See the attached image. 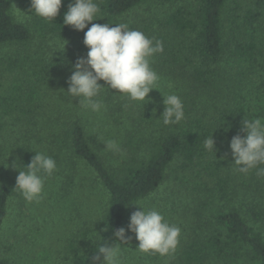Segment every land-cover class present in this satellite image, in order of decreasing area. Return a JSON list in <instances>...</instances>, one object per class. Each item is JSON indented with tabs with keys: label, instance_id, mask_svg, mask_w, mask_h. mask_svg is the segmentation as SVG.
<instances>
[{
	"label": "trees",
	"instance_id": "obj_1",
	"mask_svg": "<svg viewBox=\"0 0 264 264\" xmlns=\"http://www.w3.org/2000/svg\"><path fill=\"white\" fill-rule=\"evenodd\" d=\"M174 1L94 0L103 18L92 23H125L161 41L163 51L150 62L160 77V90L148 93L153 102L143 106L105 87L97 97L104 108L92 112L65 92L71 64L88 51L83 44L87 28L77 31L63 24L70 0H63L53 22L34 13L28 23L16 19L12 0H0V50L14 49L0 56V80L5 76L8 80L7 86L0 81V139L12 120L20 125L12 145L17 147L21 170L34 152H43L55 159L57 169L68 164L74 170L70 177L81 173L89 181L88 200L95 190L101 198L99 224L70 245L65 262L56 264H102L94 260L98 248L119 243L114 230L124 227L134 203L157 192L170 172L186 173L193 193H205L209 204L230 198L222 163L203 145L211 135L215 144L226 136L246 135L240 132L244 119L264 122L261 13L248 10L241 22L235 14L229 26L225 14L230 0H197L193 12L177 8L153 14L152 19L132 16L139 8ZM253 84L255 90L250 88ZM56 90L59 95H54ZM162 93H174L182 100L185 116L178 124L164 125L159 117L164 109ZM60 97H66V110ZM108 140H115L121 152L108 151ZM2 149L0 144V157L5 156ZM57 169L46 178H55ZM10 205L11 185L0 179V264H21L14 245L4 250ZM249 211L258 224L264 212L257 204ZM215 218L221 228L183 250L185 264H242L244 257L246 264H264V227L252 226L237 208L218 210ZM47 255L38 264H55Z\"/></svg>",
	"mask_w": 264,
	"mask_h": 264
},
{
	"label": "rangeland",
	"instance_id": "obj_2",
	"mask_svg": "<svg viewBox=\"0 0 264 264\" xmlns=\"http://www.w3.org/2000/svg\"><path fill=\"white\" fill-rule=\"evenodd\" d=\"M12 2L16 19L22 23H28L34 14L31 12V0H12ZM196 6L197 0H177L158 6L139 8L132 16L139 19H152L153 14H164L177 8L193 12ZM248 10L261 13L258 33L264 43V0H230L225 22L230 26L235 14L239 16L238 22H241ZM12 50L14 49L11 47L1 49L0 56ZM0 81L7 86L6 76ZM250 88L256 89L254 84ZM53 93L59 95L60 92L56 90ZM60 102L64 104V110H66V97H60ZM75 105V102H71L69 106L74 108ZM19 127L20 125H14L11 120V125L0 139V144L4 146L2 151L5 154L0 157V179H5L11 185L10 217L3 238L7 248L4 250L6 252L14 245L16 252L20 254L16 257H21L19 260L21 264H38L48 258L47 254L54 258L55 264L59 263V260L65 262L71 250L70 245L76 240H83L88 229H94L99 224L98 212L102 209L100 194L95 190L92 200H88L85 192L88 191L86 186L89 181L82 179L81 173L75 178L70 177L74 170L68 164L57 169L55 178H45L42 198L38 202H28L18 191H14L18 171L7 164L11 165L13 161L19 162L15 146L19 135L15 130L19 131ZM232 137V135L226 136L215 144L218 149L215 154L223 165L222 176L228 181L230 198L223 202L209 204L205 193L199 196L193 193L191 181L186 173L170 172L162 187L139 203L145 209L155 208L167 222L180 228L175 251L166 255L140 252L136 248L139 242L135 239V234L128 232L132 239L120 246V264H185L183 250L194 241L204 240L221 228L215 218L218 210L237 208L252 226L255 225L258 229L264 227V215L256 224L251 220L249 211L250 207L257 204L264 212V177L257 176L255 168L249 170L247 174L235 171L236 165L229 146ZM14 143L15 145H12ZM176 166L177 163L173 164L172 169L176 170ZM138 207L135 205L127 213L124 228L127 229L130 216L138 210ZM32 259L33 263H31ZM247 261L245 257L241 260L242 264H246Z\"/></svg>",
	"mask_w": 264,
	"mask_h": 264
},
{
	"label": "clouds",
	"instance_id": "obj_3",
	"mask_svg": "<svg viewBox=\"0 0 264 264\" xmlns=\"http://www.w3.org/2000/svg\"><path fill=\"white\" fill-rule=\"evenodd\" d=\"M62 2L31 0V12L53 22ZM100 18L103 16L94 0H70L63 24L77 31L87 28L83 44L88 51L86 56L77 57L71 64V75L66 80L68 87L62 89L68 96L79 98L82 109L92 112H100L104 108L103 102L97 97L105 87L123 94L129 101L143 102V106L153 102L148 93L153 89L160 90V77L151 68L150 62L156 53L163 51L162 42L148 38L140 30L130 29L125 23H92ZM65 45L57 50H63ZM162 96L164 109L159 117H162L164 125L178 124L185 116L182 100L174 93H162ZM156 110L153 108V111ZM241 123L240 132L246 135L237 133L229 145L236 165L235 171L247 174L255 168L257 176L264 177V167H259L264 165V122L257 118L244 119ZM203 146L213 153L218 150L212 135L205 139ZM105 148L113 153L121 152L115 140L106 141ZM34 153L31 161L23 164L24 170H21V163L16 161L7 164L18 171L14 191H18L28 202H38L42 198L45 178L57 169L55 159L43 152ZM134 204L139 207L131 214L127 229L120 227L114 230L113 236L119 243L101 245L94 260L102 261V264H120V245L132 239L128 232L135 234L139 242L136 248L140 252L166 255L175 251L180 228L167 222L155 208L145 209L140 203Z\"/></svg>",
	"mask_w": 264,
	"mask_h": 264
}]
</instances>
